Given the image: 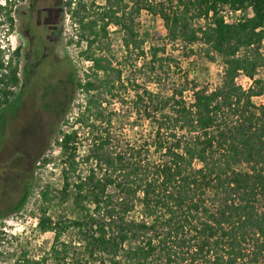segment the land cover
<instances>
[{
    "label": "trees",
    "instance_id": "trees-1",
    "mask_svg": "<svg viewBox=\"0 0 264 264\" xmlns=\"http://www.w3.org/2000/svg\"><path fill=\"white\" fill-rule=\"evenodd\" d=\"M3 4L0 17L12 26L8 0ZM62 9L75 29V45L83 44L80 57L90 65L75 82L83 96L75 117L79 127L56 141L60 187L46 184L39 191L36 227L53 233V244L26 263H264V105L253 101L264 94L258 78L264 0H64ZM142 11L162 21L158 41L218 55L221 84L160 87L155 66H161L157 54L164 49L144 51L146 37L134 27ZM228 11L240 13L232 23L224 19ZM110 27L120 34L123 51L150 57L148 82L156 89L123 77L114 64ZM19 57V48L9 55L0 48V109L20 84ZM241 75L251 82L246 89ZM125 91L132 92L130 99L121 97ZM120 101L117 112L112 105ZM117 123L146 126L145 141H122ZM80 130L88 142L81 156ZM66 205L70 215L50 213ZM67 234L74 246L62 241Z\"/></svg>",
    "mask_w": 264,
    "mask_h": 264
},
{
    "label": "rangeland",
    "instance_id": "rangeland-1",
    "mask_svg": "<svg viewBox=\"0 0 264 264\" xmlns=\"http://www.w3.org/2000/svg\"><path fill=\"white\" fill-rule=\"evenodd\" d=\"M64 0H62L63 2ZM4 5V0H1ZM1 18V17H0ZM62 30L60 33L58 44V55L61 59V68L59 76L65 79L66 75L72 71L76 80L84 78V74L90 65V62L84 61L80 57V47L75 45L76 32L71 21L68 18L66 11H61ZM134 27L140 38L146 37V42L143 45L144 51H149L150 47H159L164 51L158 52L157 59H162L159 63L161 66L157 68L160 79L159 86L171 89L172 87L180 88L183 85L190 89L194 85H207L213 89L221 84L224 72V66L221 58L216 54H210L209 57L205 55L204 49L200 46H194L189 49L184 48L179 43L175 45H165L162 41H158L156 34L163 35L164 28L162 21L155 16H151L147 12L142 11L134 17ZM110 38L112 41V49L115 58V65H119L123 71V77L129 76L135 83L147 86L151 89H156V85L149 83V64L150 57L146 59L137 58L138 51L131 50L130 52L123 51L120 43V34L115 32L113 27H110ZM70 39L72 42L70 43ZM24 38L19 32L11 27L7 22L1 18L0 22V48L5 50L6 55H9L16 47L24 49ZM261 50L264 56V42ZM24 51L19 58V65L24 63ZM145 63V67L141 68ZM55 60L46 56L42 60L34 61L30 64V68L25 70L24 84L19 89L18 93L14 95L7 107L0 110V150L9 146L12 140L17 139L18 143L21 138V131H25L26 127H30V122L21 123L23 117L30 118L34 107L42 102L41 91L54 82ZM258 78L263 80L264 84V65L258 71ZM239 83L243 88L250 85V81L243 75L238 78ZM16 91V89H14ZM132 92H122L121 97L130 99ZM191 92L187 90L184 92L186 101H189ZM47 98L53 101L52 98ZM256 105H264V94L253 99ZM83 96L80 91H74L73 97L64 114L52 120V134L49 137L47 149L43 156L37 159L34 170L33 179L31 181V189L22 208L12 214L0 216V264H27V261L36 259L40 255L49 251L53 244V233H40L37 230L36 223L39 217L40 200L39 191L46 184L52 185L56 189L60 187V167H61V150L57 144V138L61 132H67L73 129H78L79 125L75 124V117L78 113V105L82 104ZM121 101L113 104L112 107L119 112L121 109ZM34 106V107H33ZM135 116L130 118V122ZM50 115L45 114L44 120L47 122ZM29 129V128H28ZM147 127L130 129V125L121 126L118 123L115 125L114 131L122 141L131 145H139L143 143L147 137ZM81 144L78 146V155H84L86 152L87 135L80 130L78 135ZM47 163H43L44 160ZM84 173L86 166H80ZM69 206V205H68ZM67 205L65 207H55L50 210L53 216H61L64 213L71 214V210ZM62 241L72 242V234L63 235ZM75 252L78 251L75 248ZM35 257V258H34ZM264 264V263H261Z\"/></svg>",
    "mask_w": 264,
    "mask_h": 264
},
{
    "label": "flooded vegetation",
    "instance_id": "flooded-vegetation-1",
    "mask_svg": "<svg viewBox=\"0 0 264 264\" xmlns=\"http://www.w3.org/2000/svg\"><path fill=\"white\" fill-rule=\"evenodd\" d=\"M8 3L11 8V27L25 41L23 50L20 47L13 49L14 51L19 48L20 57L24 51V64L20 66L18 62L20 84L13 88V91L16 89L15 95L24 84V73L31 63L49 56L56 64L54 82L41 91L42 102L36 107L33 106L34 111L30 118L23 117L21 121L30 122V127L23 126L25 131H21L18 143L14 139L9 146L0 150V216L14 213L19 203H25L22 200L30 192L36 161L43 156L52 134V120L65 113L63 110L68 108L76 84L72 71L65 79L59 76L62 61L57 47L62 30V0H8ZM54 95L57 97L52 98L53 101L47 99ZM45 114L52 117L47 122L44 120Z\"/></svg>",
    "mask_w": 264,
    "mask_h": 264
},
{
    "label": "built area",
    "instance_id": "built-area-1",
    "mask_svg": "<svg viewBox=\"0 0 264 264\" xmlns=\"http://www.w3.org/2000/svg\"><path fill=\"white\" fill-rule=\"evenodd\" d=\"M240 13L239 11L237 13H235V16H234V13L228 11L227 13H224V19L227 23H232L235 21V18L236 16H238Z\"/></svg>",
    "mask_w": 264,
    "mask_h": 264
}]
</instances>
